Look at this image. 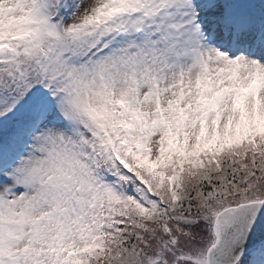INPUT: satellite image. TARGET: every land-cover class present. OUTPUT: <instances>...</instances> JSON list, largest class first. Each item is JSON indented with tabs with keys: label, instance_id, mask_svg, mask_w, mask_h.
<instances>
[{
	"label": "snow or ice",
	"instance_id": "obj_1",
	"mask_svg": "<svg viewBox=\"0 0 264 264\" xmlns=\"http://www.w3.org/2000/svg\"><path fill=\"white\" fill-rule=\"evenodd\" d=\"M0 264H264V0H0Z\"/></svg>",
	"mask_w": 264,
	"mask_h": 264
}]
</instances>
